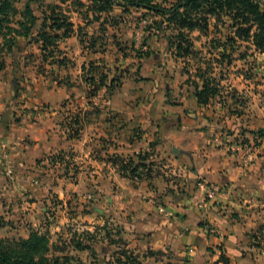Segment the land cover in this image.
I'll return each mask as SVG.
<instances>
[{
    "label": "crops",
    "instance_id": "crops-1",
    "mask_svg": "<svg viewBox=\"0 0 264 264\" xmlns=\"http://www.w3.org/2000/svg\"><path fill=\"white\" fill-rule=\"evenodd\" d=\"M15 3L18 13L10 26L19 29L26 1L20 7ZM88 4L55 0L49 7L31 6L39 18L34 34L42 10L53 6L72 23L73 31L65 36L63 30L48 28L58 37L47 57L34 36L30 40L18 31L0 30V232L5 235L0 238H13L18 231L16 238H26L32 229L51 238L52 226L61 237L65 214L76 209L87 230L110 222L121 230L120 243H105L104 238L92 246L98 264H131L123 250L135 264H264V148L229 144L218 117L234 123V116L217 98L198 102L186 80L196 72L194 62L188 70L175 60L177 102L171 101L167 84L163 95L158 93V79H126L110 88L116 76L110 56L124 65L134 61L122 57L117 42L134 39L135 12L128 15L130 39L120 40L115 31L127 22L119 20L120 10L90 21V11L83 16ZM78 27L96 40L93 48L83 47ZM190 36L194 48L208 58L212 34L193 30ZM160 44L169 54L166 40ZM90 62L97 66L96 83L100 73L107 76L92 92L83 79ZM239 102L243 106L244 100ZM251 117L258 124H243L248 143L264 138V113ZM137 153L147 154L151 167L138 179L122 176L106 160L108 154ZM211 189L215 194L209 197ZM71 250L86 252L83 262L93 260L90 249Z\"/></svg>",
    "mask_w": 264,
    "mask_h": 264
},
{
    "label": "trees",
    "instance_id": "trees-1",
    "mask_svg": "<svg viewBox=\"0 0 264 264\" xmlns=\"http://www.w3.org/2000/svg\"><path fill=\"white\" fill-rule=\"evenodd\" d=\"M79 3L82 5V2ZM166 3L169 4V7L165 5ZM41 5L43 4H37V7ZM31 6L30 2H26L21 11L23 21H18L19 29H13L10 23L17 15L18 10L13 6V0H0V30L5 28L3 32L9 34L18 31L19 34H23L30 40L34 36L37 41L41 42L43 55L50 56V50L58 35L49 33L48 28L63 30L62 36H65L73 31L72 23L67 21L64 14L55 12V6H53L49 12L42 10L40 27L34 34V26L39 18ZM114 8H118L121 13L126 15L143 10L147 14H154L158 17L151 21L150 25L144 26L138 45L134 39L129 45L117 42L122 57H133L136 60L139 73L143 64L141 61L152 55L148 40L152 36H161L167 42L170 56L175 60H182L186 63V68L189 58H194L195 65H198L195 68L196 72L188 73L190 67L193 69V65L190 64L188 70L185 69L188 73L186 80L192 87L198 102L202 104H206L210 98L218 96L222 97H218V99L226 100L223 93H226L230 100L236 96L237 91L234 88L228 89L227 85L222 83L221 72L231 66L235 51L239 52V58L246 57L247 52L240 51L239 41L249 42L254 51L264 54V0H89L83 16L87 18L88 11H90L93 15L90 21L99 20L102 14L108 15ZM145 16L146 14L143 16V20ZM224 17L228 20L227 28L231 30L230 34L216 33L218 23L226 24L223 20ZM132 19L134 23L138 21V17L134 15H132ZM142 19L139 18V21ZM210 21L213 23L210 24ZM106 22L107 16L104 17L102 24ZM210 25L214 27L215 32L211 33L212 37L208 41L207 51L210 56L206 58L200 55L201 50L194 48L190 34L193 30H198L201 34L208 36ZM135 26L138 29L137 24ZM77 34L84 48L94 47L96 40L83 33L81 27H78ZM96 67L90 62L88 67H85L83 74L86 84L92 87L91 92L97 85H103V79L107 78L106 74L100 73L99 84L96 83L94 80V74L97 72ZM118 70L120 69L118 68ZM120 71L119 78L110 79V88L118 85L122 75L128 70L124 68ZM216 71L220 74L218 78ZM191 75L194 78H191ZM227 110L229 111V109ZM147 157V154L142 153L131 156L108 154L106 160L117 166L122 176L138 179L150 172L151 167L146 163ZM99 229L95 227L92 231L77 232L75 230L71 232L67 240H65L66 238L62 240V246H59L57 242H51L47 232L35 229L30 230L26 238H0V264H91V262L98 264L92 246L104 238L112 243H120L123 239L120 229L115 230L118 235L115 239L111 238L110 232L106 230V224L101 226L104 231L103 236H98ZM65 245L77 250L90 249L93 260L86 263L75 258L66 251ZM125 252L124 250L121 252L126 255L125 262L135 264L136 259ZM120 260L119 257L116 258V263H119Z\"/></svg>",
    "mask_w": 264,
    "mask_h": 264
},
{
    "label": "rangeland",
    "instance_id": "rangeland-1",
    "mask_svg": "<svg viewBox=\"0 0 264 264\" xmlns=\"http://www.w3.org/2000/svg\"><path fill=\"white\" fill-rule=\"evenodd\" d=\"M16 2V6L20 7L23 5V3L26 2H30V4H32V6H37V4H44V6L46 4L50 5L51 2L55 1V0H13V2ZM76 2H81V1H76ZM167 7H169V4L166 3L165 4ZM118 9V8H117ZM116 9V10H117ZM18 10V9H17ZM119 10V9H118ZM116 14V13H115ZM117 16H119V20L122 18H125V21L127 20V22L122 23V25L120 26V29L115 31L116 33V37L119 38L120 40H124L130 37L129 34L131 32V29L129 28L131 26V17H129L128 15H126V17L124 15H122V13H119V11H117ZM146 14L145 19L143 20L142 18H144L143 16ZM128 16V17H127ZM135 17H138V21H136L134 23V26L137 24V28L136 32H135V36H134V40L138 43L141 41V36L143 34V28L144 26H147L148 24L150 25V22L155 20L156 18H158L157 16H155L154 14H147L145 13L143 10H138L135 14ZM139 18L142 19L139 21ZM130 19V21H129ZM223 20L225 21V25H222L221 23H218L217 25V30L216 33H221V34H230L231 30L227 28V24H228V20L224 17ZM134 22V21H133ZM213 21H210V24H212ZM136 27V26H135ZM209 33L215 32V29L213 26L210 25L209 27ZM201 34V33H200ZM203 35V34H202ZM156 38L153 40H156L155 42H150V51L152 52V55L144 60L141 61V63H143L141 65V70H140V74H138L136 72L137 64H136V60L131 61V59H129V64L128 65H124V61L123 60H119L118 62H113L112 61V55L110 54V51L107 52V55H111L110 56V60H111V64L112 67L114 68L115 74L117 78H119L121 76V71L122 69H126L128 71L125 72L124 75H122L121 79L119 80V82H122L123 80L126 79H130V80H140L142 78H146L148 80H156L158 79L159 82V92L161 95H163V93L165 92V87L166 84L168 85V88L170 90V98L171 101L173 102H177L180 100V93H179V88L177 87V83H178V75L176 68L178 67L175 64V59L171 60V58L168 56L169 54H167L166 48L163 47L162 44H160L162 42V40H164V38L162 39L161 36H155ZM193 37V35H192ZM131 42V41H130ZM122 44H129L126 41H122ZM240 51L241 52H247V56L243 57V58H239L238 57V51H235V56H234V60L232 61V64L229 68H227L224 72H221V76L223 78L222 83L227 85V88H236L235 90L237 91L236 96L230 100L229 96L226 93H223V96L225 97L226 100H220L218 99V97L222 98L221 96L216 97L218 99V105H220L222 108L224 109H229L228 112L232 113V115L234 116V123L231 121H227V119L225 118H220L218 117L219 121L218 123H222L223 126V131L228 135H230V141L229 144H235L239 147H252L255 148L257 150H262V148H264V138L260 140V137H257L256 140L251 141L250 143H248V139H246L247 136L245 134V129L243 128V124L247 125V122H249V124L251 123V121H253V123H251L250 125H257L258 122L254 121L256 117H251L252 113H258V114H263L264 113V57L261 55H255V51L252 47V45H250L249 42L246 41H242L240 42ZM124 46V45H123ZM207 49L209 48L208 46L206 47ZM29 50H33V47ZM169 53V51H168ZM189 62L187 63L188 66L193 65L194 62V58H189ZM169 68L168 70L166 68ZM118 68L120 70H118ZM217 72V78L220 76V74ZM219 75V76H218ZM24 79V76H22ZM139 78V79H138ZM245 81V82H244ZM117 86V85H116ZM184 95V94H183ZM238 99V100H237ZM249 101V105H245V101ZM243 106L242 104H240L239 101H243ZM225 102V105H224ZM252 102V103H250ZM248 106V108H247ZM232 112H231V111ZM262 110V111H261ZM249 111V112H248ZM242 114L243 116L241 117L240 114L237 115V113ZM248 112V113H247ZM246 115H249V117H246ZM249 118V120H248ZM217 120V119H214ZM264 121V120H263ZM235 125V126H234ZM236 134V135H234ZM260 140V141H259ZM256 144H259L256 145ZM244 147V148H245ZM169 169V168H167ZM166 169V170H167ZM61 215V214H60ZM65 216L67 217V222L64 223V225L60 226L59 230H58V234L62 235L60 236H56L54 235L55 231H54V226L51 227L52 230V235L51 238L53 242H57L59 244V246H62V240L65 239L66 234H69L70 232L73 231H81V230H85L88 226L87 221L84 220L82 218V216H80L79 214H77L76 209H71L69 211H67V215L65 214ZM64 216V217H65ZM111 224V225H110ZM109 225H107V231L110 232V234H114L115 230H116V226L112 225V223L110 222ZM27 225V224H25ZM97 226V225H96ZM113 226V227H112ZM100 228L99 233L100 234H104V231L101 229L100 226H98ZM87 230V229H86ZM91 230H94V228H92ZM18 234H20V232L18 231V233L15 236H18ZM0 236H5L3 232H0ZM13 237V239H16V237ZM50 237V236H49ZM5 238H9V237H5ZM19 238V237H17ZM63 238V239H60ZM67 240V238L65 239ZM107 240H105L106 243ZM67 242V241H66ZM101 242L104 241H99L98 243L100 244ZM66 251L73 255L75 258H79V259H83V260H88L87 257V253L86 252H74L71 250V246L65 245ZM81 259V260H82ZM93 262H91L92 264Z\"/></svg>",
    "mask_w": 264,
    "mask_h": 264
},
{
    "label": "built area",
    "instance_id": "built-area-1",
    "mask_svg": "<svg viewBox=\"0 0 264 264\" xmlns=\"http://www.w3.org/2000/svg\"><path fill=\"white\" fill-rule=\"evenodd\" d=\"M214 194H215L214 189L209 190L208 192L209 197H212ZM216 264H223V262H221V260H217Z\"/></svg>",
    "mask_w": 264,
    "mask_h": 264
},
{
    "label": "water",
    "instance_id": "water-1",
    "mask_svg": "<svg viewBox=\"0 0 264 264\" xmlns=\"http://www.w3.org/2000/svg\"><path fill=\"white\" fill-rule=\"evenodd\" d=\"M99 213H102L101 210H98Z\"/></svg>",
    "mask_w": 264,
    "mask_h": 264
}]
</instances>
